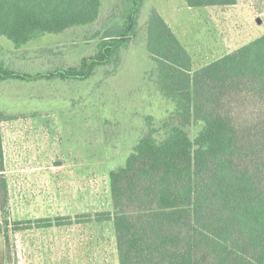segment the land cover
<instances>
[{"label":"trees","instance_id":"1","mask_svg":"<svg viewBox=\"0 0 264 264\" xmlns=\"http://www.w3.org/2000/svg\"><path fill=\"white\" fill-rule=\"evenodd\" d=\"M185 1L194 8L238 2ZM145 2L124 0L116 24L103 33L82 32L91 48L85 53L68 59L63 50L46 48L21 62L12 58L32 62L29 71L9 68L7 55L0 58V81L47 82L54 93L58 84L80 85L85 93L73 94L80 101L98 94L136 37ZM101 8L102 0H0V36L12 41L17 56L46 34L96 26ZM144 29L153 66L139 92L128 96L114 79L115 88L107 85L126 115L119 127L125 158L109 166L113 210L12 221L2 125L19 115L0 105V234L9 242L12 234L34 228L112 221L119 264H264V34L195 70L157 10Z\"/></svg>","mask_w":264,"mask_h":264},{"label":"rangeland","instance_id":"2","mask_svg":"<svg viewBox=\"0 0 264 264\" xmlns=\"http://www.w3.org/2000/svg\"><path fill=\"white\" fill-rule=\"evenodd\" d=\"M123 2L102 0L104 14L96 26L46 34L18 50L17 56H12L16 51L12 41L0 36V58L7 55L9 68L17 65L23 67L22 71H29L32 62L15 63L12 58L21 62L46 48L63 50L68 59L85 53L91 48L82 32L103 33L116 24L121 14L117 8L123 12ZM152 9L170 24L193 57L195 70L264 34V0L197 8L188 7L185 0H146L136 37L129 42L116 74L104 79L98 94L90 92L88 98L85 95V100L80 101V96H73L76 92H82L81 96L85 93L80 85L58 84L59 92L54 93L53 85L47 82L37 86L31 82L0 81V105L19 115L2 125L12 221L113 210L109 166L118 165L125 158V147L119 146L126 115L117 108L114 92L107 85L116 86L114 79L118 86L128 88V96L139 92L143 74L153 66L144 33ZM46 101L45 105L39 104ZM25 103L26 109H17ZM33 111L38 112L35 117H22ZM109 153L116 155L110 161ZM0 264H119L114 223L94 221L34 228L12 234L9 242L0 234Z\"/></svg>","mask_w":264,"mask_h":264},{"label":"water","instance_id":"3","mask_svg":"<svg viewBox=\"0 0 264 264\" xmlns=\"http://www.w3.org/2000/svg\"><path fill=\"white\" fill-rule=\"evenodd\" d=\"M258 22L261 23V18H258Z\"/></svg>","mask_w":264,"mask_h":264}]
</instances>
